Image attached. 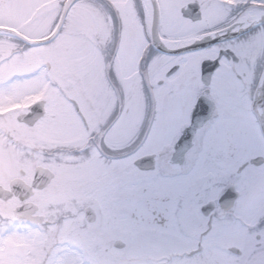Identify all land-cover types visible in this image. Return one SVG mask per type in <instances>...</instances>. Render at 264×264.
<instances>
[{
    "label": "flooded vegetation",
    "instance_id": "obj_1",
    "mask_svg": "<svg viewBox=\"0 0 264 264\" xmlns=\"http://www.w3.org/2000/svg\"><path fill=\"white\" fill-rule=\"evenodd\" d=\"M99 2L97 60L87 59L83 74L53 72L55 95H62L68 107L53 113L58 131L50 151L43 153L51 162L31 163L0 184L5 191L1 192L0 209L14 204L12 216L0 221V233L7 235L21 227L51 236L45 264H57L53 257L72 245L81 248L83 256H93L91 242L80 233L102 236L99 245L117 258L127 254L130 236L136 249L150 247L155 250L149 253H164L167 260L159 264H241L242 248H247L250 237L257 248L264 247V0ZM30 22L32 19L26 20V24ZM155 35L170 51L155 46ZM18 40L26 49L31 46ZM186 40L191 41L182 46L166 44ZM186 48L189 50L178 52ZM26 49L19 53L26 55ZM40 62L34 61L30 68L8 74L2 81L33 80L42 68ZM213 64L219 69L215 74L206 70ZM177 67L180 75L173 79ZM177 88L200 94L208 104L209 112L196 122L197 127L213 117L216 95L224 101L225 124L204 177L213 176L216 162L228 165L237 158L248 161L250 171L239 201L225 208L220 225H209L203 236L183 239L172 234L161 240L151 233H130L122 217L127 207L121 204L123 194L130 193L131 200L153 178L174 179L175 169L169 161L181 167L186 163L192 145L173 152L167 141L169 127L187 123L172 99ZM140 91L145 97L141 105L137 101ZM42 100L46 105L41 118L32 125L19 121ZM47 102L39 99L0 110V130L23 129L22 139H15L16 128L12 133L5 131L8 140L19 145L25 131L35 130L49 115ZM72 126L80 127L83 134L59 135L61 129ZM37 167L53 174L41 189L34 187ZM14 180L19 181L21 192L9 196ZM157 187L167 191L172 185L160 183ZM24 205L36 209L35 224L15 217L14 210ZM43 209L49 212H41ZM60 232L63 235L56 237ZM140 234L149 239V245L145 239L141 243L135 240Z\"/></svg>",
    "mask_w": 264,
    "mask_h": 264
},
{
    "label": "rangeland",
    "instance_id": "obj_2",
    "mask_svg": "<svg viewBox=\"0 0 264 264\" xmlns=\"http://www.w3.org/2000/svg\"><path fill=\"white\" fill-rule=\"evenodd\" d=\"M66 1L0 0V27L12 28L27 39L37 40L53 31ZM70 10L64 28L48 44L28 46L26 49L18 39L0 33V110L6 111L20 107L23 103L28 104L34 100L45 99L48 101L49 111V115L35 130L24 132L25 136L19 145H15L14 141L10 142L6 132L10 130L12 133L16 128L15 139H18L19 136L22 139L23 129L14 126L10 129L0 130V184L2 185L14 173L18 175L20 169H28L31 163L49 165L51 162L50 159H46L47 157L43 153L46 149L50 151L49 146L58 131V127L53 124V113L61 112L62 108L65 110L68 107L62 95L58 98L55 95L52 83L53 72L58 70L60 74H67L71 70L75 74H83L86 60H97L100 30L99 0H77ZM29 19H32V22L26 24V20ZM24 49H26V55L23 52L20 54L19 52ZM34 61H42L40 62L42 68L39 70L37 78L25 82L16 80L5 83L2 81L8 74L17 72L24 67L30 68ZM46 63L51 65L50 69L45 67ZM60 81L61 84H66V82ZM138 95L139 105L145 104L143 93L140 91ZM82 134L83 130L80 127L72 126L61 129L59 135L65 138ZM123 195L124 199L121 205L127 207L131 195L130 193ZM13 209V203L2 207L0 221L12 216ZM41 212H49V209H43ZM75 212H77L76 209ZM2 234L0 233V264H45L47 251L50 248L47 239L51 236L41 235L36 230H22L21 227H14L13 232L7 235ZM60 235L63 233H57L56 237H60ZM80 235L82 239L91 242L93 253L90 254L93 256H83L81 248L72 245L73 247L70 246L69 250H61L59 252L61 254L57 258L53 257L57 260V264H149L152 262L159 264L167 260L162 252L149 253L155 248L142 249L139 247L136 249L134 247L136 241H133V237L130 236L127 237L129 246L126 257L117 258L104 252L103 247L99 245L98 239L102 238L99 234L84 235L80 233ZM144 237L140 234L135 240L141 243V240L145 239L149 245V239ZM157 238L159 239V237Z\"/></svg>",
    "mask_w": 264,
    "mask_h": 264
},
{
    "label": "snow or ice",
    "instance_id": "obj_3",
    "mask_svg": "<svg viewBox=\"0 0 264 264\" xmlns=\"http://www.w3.org/2000/svg\"><path fill=\"white\" fill-rule=\"evenodd\" d=\"M206 70L214 74L219 72L215 64ZM179 75L177 67L172 78ZM172 99L182 115H186L187 123L169 127L167 141L173 152L192 145L186 163L181 167L169 161L175 169V178H153L137 190L122 215L130 233H151L161 239L175 234L189 239L195 234L203 236L209 225L223 222L225 208L230 206V202L240 199L250 166L248 161L240 158L228 165L216 162L215 168L211 169L213 176L205 178L204 170L214 159L216 141L225 124L224 101L216 95L213 117L197 127L196 122L209 112L204 97L177 88ZM160 183L171 184L172 187L161 191L157 187ZM242 250L245 256L241 264H264V247L257 248L253 238H249L247 248Z\"/></svg>",
    "mask_w": 264,
    "mask_h": 264
},
{
    "label": "water",
    "instance_id": "obj_4",
    "mask_svg": "<svg viewBox=\"0 0 264 264\" xmlns=\"http://www.w3.org/2000/svg\"><path fill=\"white\" fill-rule=\"evenodd\" d=\"M75 2H76V0H67L64 3L62 14H61L58 26L56 27L54 32L49 37H47L43 40L37 41V40L27 39L23 35L19 34L16 30L6 28V27H0V33H6L9 35L15 36L16 38H18L22 41H25L26 43H28L31 46H40V45L48 44V43L52 42L57 37V35L60 33V31L63 27V24H64V20L67 16V13H68L69 9L71 8V6ZM161 43H162V41L160 40L158 35H155L154 36L155 46L157 48L163 50L164 52L170 51V50L166 49L164 47V45ZM186 50H189V48L179 50L178 52L186 51ZM261 90L264 92V79H263V85H262ZM45 105H46V102L44 100L35 103L31 108V113L27 116H20L19 121L27 123L29 125L34 124V122H36L39 118H41L44 115ZM52 176H53V174L48 169H45L43 167H37L36 168V181L34 182V187L41 189V188L47 186V184L50 182ZM18 182H19L18 180H14L11 183L12 192L9 193V196H12V194L15 192H16L15 194H18L17 192H21V187L18 185ZM1 192H2V194L5 193L3 188H0V196L3 197V195H1ZM28 195H26V196H28ZM22 198H24V197L22 196ZM35 211H36L35 208L31 209V208H28L27 206L24 205V206H20V207L16 208L14 210V215L18 219H26L29 222L36 223L35 219H32V216L34 215ZM87 212H88V210L86 211V213ZM34 218H37V217H34Z\"/></svg>",
    "mask_w": 264,
    "mask_h": 264
},
{
    "label": "bare ground",
    "instance_id": "obj_5",
    "mask_svg": "<svg viewBox=\"0 0 264 264\" xmlns=\"http://www.w3.org/2000/svg\"><path fill=\"white\" fill-rule=\"evenodd\" d=\"M254 19H257V15L253 16ZM191 40L186 41H177V42H166L170 46H182L190 42Z\"/></svg>",
    "mask_w": 264,
    "mask_h": 264
}]
</instances>
